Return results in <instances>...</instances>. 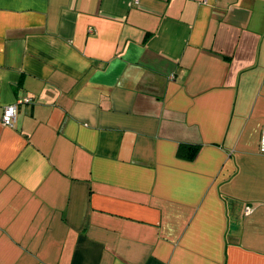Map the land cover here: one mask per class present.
I'll return each mask as SVG.
<instances>
[{"label":"crops","instance_id":"obj_1","mask_svg":"<svg viewBox=\"0 0 264 264\" xmlns=\"http://www.w3.org/2000/svg\"><path fill=\"white\" fill-rule=\"evenodd\" d=\"M263 124L264 0H0V264H264Z\"/></svg>","mask_w":264,"mask_h":264},{"label":"built area","instance_id":"obj_2","mask_svg":"<svg viewBox=\"0 0 264 264\" xmlns=\"http://www.w3.org/2000/svg\"><path fill=\"white\" fill-rule=\"evenodd\" d=\"M23 102H26V103L31 102V98L30 97L20 98L15 103L7 105L3 108L2 116H1V122L3 125H6V126L12 125L14 118H15V114H16L17 104L23 103ZM258 147H259V151L261 153H264V124L261 126V129H260Z\"/></svg>","mask_w":264,"mask_h":264},{"label":"trees","instance_id":"obj_3","mask_svg":"<svg viewBox=\"0 0 264 264\" xmlns=\"http://www.w3.org/2000/svg\"><path fill=\"white\" fill-rule=\"evenodd\" d=\"M185 147V149L187 148V151L183 150ZM180 152L181 154H185V156L187 157H191L193 156L194 152L196 151V146H186V145H181L180 147Z\"/></svg>","mask_w":264,"mask_h":264}]
</instances>
